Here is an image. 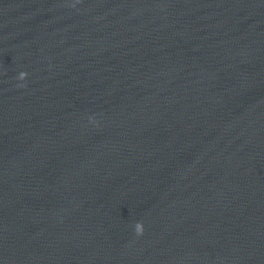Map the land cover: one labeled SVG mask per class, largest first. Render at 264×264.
I'll use <instances>...</instances> for the list:
<instances>
[{
  "label": "clouds",
  "instance_id": "obj_1",
  "mask_svg": "<svg viewBox=\"0 0 264 264\" xmlns=\"http://www.w3.org/2000/svg\"><path fill=\"white\" fill-rule=\"evenodd\" d=\"M24 76H25V74L21 73L20 78L23 79ZM135 232H136L137 235H142L143 234V225L141 223H137L135 225Z\"/></svg>",
  "mask_w": 264,
  "mask_h": 264
}]
</instances>
